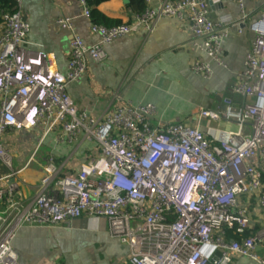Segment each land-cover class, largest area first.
<instances>
[{
  "label": "built area",
  "instance_id": "2783aa9c",
  "mask_svg": "<svg viewBox=\"0 0 264 264\" xmlns=\"http://www.w3.org/2000/svg\"><path fill=\"white\" fill-rule=\"evenodd\" d=\"M12 1L15 11L0 16V133L43 125L46 133L58 132V141H94L98 155L65 174L49 156L40 190L25 206L14 199V184L0 186V264H18L11 241L22 223L55 225L81 216L106 218L110 236L129 248L124 264H230L237 257L264 264L258 254L264 232L240 241L225 237L227 228L238 234L251 228L242 198H253L264 215V0L251 24L255 36L243 70L230 89L239 102L228 97L222 107L201 108L194 125L156 119L151 103H125L103 119L79 109L67 85L84 76L90 61H103L104 45L128 35L132 25L91 23L98 41L88 45L73 33L69 18H58L73 33L63 75L53 54L24 46L30 26L22 0ZM78 1L89 17L86 1ZM234 1L245 20L243 0ZM210 10L211 0H157L156 8L146 5L134 19L147 29L161 17L188 22L193 46L220 65L227 29L218 28ZM190 69L204 78L212 74L211 63L199 58ZM203 120L235 129L203 127ZM0 162L11 167L1 143Z\"/></svg>",
  "mask_w": 264,
  "mask_h": 264
},
{
  "label": "crops",
  "instance_id": "0c3cea01",
  "mask_svg": "<svg viewBox=\"0 0 264 264\" xmlns=\"http://www.w3.org/2000/svg\"><path fill=\"white\" fill-rule=\"evenodd\" d=\"M243 13L234 0H211L210 17L220 30L227 29L222 42L223 64H216L193 46L190 26L176 17H161L151 29L138 24L131 0H106L97 9L110 20L132 25V31L104 45L106 58L89 62L87 71L66 90L79 109L103 119L117 107L151 103L155 118L163 122L176 120L197 123L201 108L217 109L225 98L239 102L231 87L243 70L244 58L255 36L251 24L262 13L260 0H243ZM152 8L157 0H150ZM21 11L30 29L24 46L29 50L54 55L55 66L61 74L67 72L72 34L91 45L98 38L90 33V18L84 16L78 0H22ZM69 18L73 33L60 27L58 18ZM242 21V22H241ZM238 22V25H236ZM211 63L209 78L190 69L194 59ZM1 100V96H0ZM201 125L235 129L226 122L203 120ZM58 132L46 133L43 125L30 128H8L0 133V143L11 157V167L0 162V186L15 185L14 199L21 206L29 204L40 190L43 166L52 156L60 173L75 172L79 165L98 155L94 141L82 138L74 142L58 141ZM14 172V173H13ZM252 220V234L264 232V215L255 200L242 198ZM5 205L0 203V212ZM18 264H124L129 248L112 238L104 217L81 216L62 224L22 223L11 241ZM264 256V240L258 246ZM230 264H258L247 257H237Z\"/></svg>",
  "mask_w": 264,
  "mask_h": 264
},
{
  "label": "trees",
  "instance_id": "16d2710c",
  "mask_svg": "<svg viewBox=\"0 0 264 264\" xmlns=\"http://www.w3.org/2000/svg\"><path fill=\"white\" fill-rule=\"evenodd\" d=\"M87 5L90 7V21L92 24L104 25L107 27L119 25V20H110L105 15H103L98 9L97 6L106 0H85ZM133 9L136 14H140L146 7V3L144 0H131ZM15 5L12 0H0V16L5 12H14ZM252 234V230H246L241 234H238L234 231V229H225V237L230 240L240 241L243 238L248 237ZM206 264H211L210 262Z\"/></svg>",
  "mask_w": 264,
  "mask_h": 264
},
{
  "label": "water",
  "instance_id": "95a60500",
  "mask_svg": "<svg viewBox=\"0 0 264 264\" xmlns=\"http://www.w3.org/2000/svg\"><path fill=\"white\" fill-rule=\"evenodd\" d=\"M123 2H124L125 4H127V3H129V0H123Z\"/></svg>",
  "mask_w": 264,
  "mask_h": 264
}]
</instances>
